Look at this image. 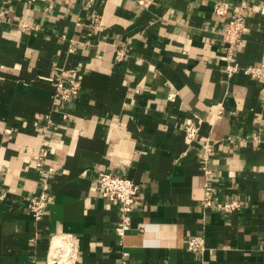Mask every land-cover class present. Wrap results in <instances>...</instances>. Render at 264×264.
Returning <instances> with one entry per match:
<instances>
[{"label": "crops", "instance_id": "1", "mask_svg": "<svg viewBox=\"0 0 264 264\" xmlns=\"http://www.w3.org/2000/svg\"><path fill=\"white\" fill-rule=\"evenodd\" d=\"M218 1L0 0V264H45L60 233L80 237L77 264H264V91L242 70L227 74ZM225 1L247 4L237 65H258L264 0ZM71 73L80 94L61 100ZM45 137L55 171L37 221L27 202L41 182L27 159ZM100 171L141 184L122 244ZM207 188L242 208L204 207ZM198 234L204 253L188 250Z\"/></svg>", "mask_w": 264, "mask_h": 264}, {"label": "built area", "instance_id": "2", "mask_svg": "<svg viewBox=\"0 0 264 264\" xmlns=\"http://www.w3.org/2000/svg\"><path fill=\"white\" fill-rule=\"evenodd\" d=\"M142 3V1H141ZM247 4L234 5L228 1L222 0L214 5V14L218 17L228 18V24L223 32V45L228 55V64L226 72L232 75L242 70L245 75L262 84L264 91V57L258 65H251L241 68L237 65L238 48L243 44V35L246 29V22L243 14V8ZM69 85L63 81H58L57 86L61 89L59 99L69 101L72 97L80 94L81 86L77 78L72 73L69 75ZM40 120H38L39 122ZM49 121V120H48ZM36 122L35 125L40 123ZM53 121L46 122V130L50 129ZM200 126L188 125L185 129V143L192 148L198 140ZM8 134L12 133L11 129H7ZM205 153L203 159L205 164L209 161L214 152L213 145L206 142L204 145ZM50 144L48 138L42 151L27 159L28 163H32L40 177L41 190L38 195L28 199L27 208L29 213L37 220H41L46 215L47 210L52 202L51 193V174L55 171L53 166H46V159L50 154ZM205 172H210L205 167ZM97 184L104 199L115 202L119 205L121 220L115 228V233L123 243L125 236L132 229V214L140 205L141 184L132 178L115 174L108 171H100L97 175ZM204 207H214L218 211L225 213H234L242 208V202L239 200H217L209 188L206 189L205 198L202 201ZM81 250V239L76 234L60 233L51 237L50 247L45 260V264H77L79 261ZM188 250L194 253H204L207 250L206 238L203 234L191 236L188 241Z\"/></svg>", "mask_w": 264, "mask_h": 264}]
</instances>
